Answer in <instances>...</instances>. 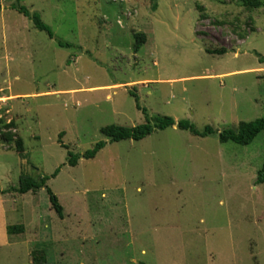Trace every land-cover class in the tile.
Returning a JSON list of instances; mask_svg holds the SVG:
<instances>
[{"label":"rangeland","instance_id":"obj_1","mask_svg":"<svg viewBox=\"0 0 264 264\" xmlns=\"http://www.w3.org/2000/svg\"><path fill=\"white\" fill-rule=\"evenodd\" d=\"M261 58L264 7L239 0H0V264H34L36 251L47 264H264V131L249 145L219 138L264 116ZM134 93L151 117L216 133L174 125L110 142L103 127L147 121ZM59 168L48 185L63 217L47 188L11 191Z\"/></svg>","mask_w":264,"mask_h":264},{"label":"trees","instance_id":"obj_2","mask_svg":"<svg viewBox=\"0 0 264 264\" xmlns=\"http://www.w3.org/2000/svg\"><path fill=\"white\" fill-rule=\"evenodd\" d=\"M240 3L247 9L254 10L264 7V0H239ZM21 13L29 17L40 30L46 31L52 38L55 36L51 27L42 19V16L38 12H32L27 6L15 3L13 5ZM136 51H139L141 47L146 43L147 36L145 33H136ZM62 46H70L69 44L61 41ZM211 53L224 54L228 51L226 48L220 50H208ZM261 62H264V58H261ZM137 99V106L139 109L144 110L147 115V121L134 127L120 126L116 124L107 125L102 128V133L110 139V142H120L123 140H135L139 141L147 136L151 135L156 129L164 130L171 126L178 125L181 129L189 130L195 135L208 136L216 133V130L208 125L203 131L199 130L196 125L188 119L177 121L174 117L164 115L151 117L146 108H142L139 102L137 94H133ZM14 124H6V127H12ZM264 131V116L259 117L252 121H242L238 126L226 127L219 132V138L222 143L235 142L240 145H249L254 139ZM7 140L13 139V134L6 132L3 134ZM107 144V141L101 140L95 144L93 148L88 149L83 154L69 152V164L76 166L81 158H94ZM20 153L26 155L23 149V140H18ZM59 168L52 175H43L41 179L33 177L29 174H21L19 185L11 188V191L26 194L30 191L37 192L41 188H47V192L50 195V199L53 207L57 210L61 217L64 216V207L59 201L58 196L53 192L52 188L48 185V180L51 177H56L60 172ZM258 184L264 183V164L259 171V177L257 179ZM10 192L9 190H0V195ZM24 231V225L11 224L8 226L9 234ZM34 264H47V257L41 251L34 253Z\"/></svg>","mask_w":264,"mask_h":264},{"label":"crops","instance_id":"obj_3","mask_svg":"<svg viewBox=\"0 0 264 264\" xmlns=\"http://www.w3.org/2000/svg\"><path fill=\"white\" fill-rule=\"evenodd\" d=\"M5 212H4V204L0 203V226L3 224L5 221ZM5 230H7V226H5Z\"/></svg>","mask_w":264,"mask_h":264}]
</instances>
